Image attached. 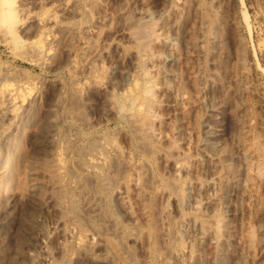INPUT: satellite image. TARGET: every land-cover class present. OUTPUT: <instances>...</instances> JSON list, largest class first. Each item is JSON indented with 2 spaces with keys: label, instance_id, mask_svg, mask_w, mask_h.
I'll list each match as a JSON object with an SVG mask.
<instances>
[{
  "label": "rangeland",
  "instance_id": "rangeland-1",
  "mask_svg": "<svg viewBox=\"0 0 264 264\" xmlns=\"http://www.w3.org/2000/svg\"><path fill=\"white\" fill-rule=\"evenodd\" d=\"M38 1V6L30 7L31 13L47 15L53 11L54 22L48 24L50 26L47 25L45 33L26 32L22 38L42 40V36L47 35L48 40L42 43L49 47L48 53L40 54L32 47L15 48L0 37V74L4 81L22 83L25 85V92L38 93L37 100L34 101V113L32 112L23 124L22 132L20 131L22 134L19 133L18 141L11 149L12 162L0 164V264H41L42 260L44 261L45 258L49 260L50 257L45 255L44 249L56 251L54 257L64 264L72 261L71 264L77 263L72 256L76 258L74 253L79 251L76 245L79 228L70 225L73 233L71 232L68 238L59 236L58 238L56 232H52L50 225H53L52 221L60 214L56 210V204H59L62 198L65 200L67 210L65 209L60 215L62 224L67 223L74 209L72 198L68 193L70 179L73 176L83 179L91 190L99 191L102 200L107 201L110 197L107 191L98 185L95 176L83 171L78 162L79 152L81 149L87 150L86 145L90 146L99 135L114 134L115 140L124 150L135 143V138L131 131H128L131 130L130 124L125 118H116L117 116L105 111L106 101L102 92L93 89L92 97L97 100V106L93 112H90L88 107L84 109L86 98L74 92L75 81L92 68L106 77L112 65L123 64L124 52L121 54L115 51L114 41H121L125 49L135 46L139 49L142 38L133 39L135 40L133 42L128 36L131 31L148 29L151 25H153L152 29L157 30L166 19L177 17L174 11L176 0L174 2L173 0ZM184 1H186L185 7L187 6L185 20L188 28L199 27L201 17H204L205 24L209 27L218 28L220 24L218 28L220 39L214 45L211 56L214 53V57L220 62L213 77L216 79L217 76L213 83V96L215 102H218L217 106L223 110L224 116L218 115L217 119L209 121V125H213L216 132L219 131L214 148L221 151L225 157L229 156L228 161L232 168L238 169V181L233 187L228 206H225L221 212L225 218L230 219V233L236 238L233 237L231 244L228 245L230 255L227 264H240L242 261L247 264H264V0ZM220 16L221 18H218ZM61 24L69 25L70 29H61L63 26ZM86 24L92 27L89 33L76 29ZM86 42L88 44H85ZM149 42L151 43L149 46H153L152 49L155 51L161 48L158 41ZM192 50V47L189 48V52L184 55V65H190L195 61ZM142 67L143 64L139 63L137 71L142 72ZM187 73L188 71L184 70L181 84L187 91L188 101L192 102L195 99L196 93L193 90L196 88V83ZM113 75L116 77L117 73ZM140 78V81H143V77ZM225 96L228 98L226 99ZM219 98H224V101ZM77 104L80 108L78 112L82 110L81 113L86 116L84 118L88 119L91 116L88 120L94 122L93 126L86 129L78 119L74 120L71 110L73 106L77 107ZM162 111L159 112L158 117L163 119L169 115V110L164 108ZM166 112L168 113L165 115ZM185 114L181 115L183 117L180 115L175 117L174 122H183L186 127L188 126L187 129L190 131L188 147L192 152L194 143L202 136L199 131L202 124L201 109L196 105H189ZM179 117L183 118L182 121ZM55 118L58 123L56 125L60 127V135L57 140H52L48 136L53 128L51 120L55 123ZM0 121L3 122H0L1 128L8 126L7 119L0 118ZM156 123L159 129L170 136L172 125L158 121ZM195 126L199 129H195ZM67 133L77 141L68 142L66 139H61L65 138ZM163 139L159 144L166 147L172 145L168 143L171 142L169 138L168 142L167 138ZM149 142L154 143L152 140ZM57 148H63L66 152V163L60 169L51 154L52 150L55 151ZM249 151L252 157L249 156V159L256 167L254 169L246 167L240 157L244 152L249 155ZM131 155L129 157L137 158L142 168L138 177L139 185L129 182L132 172L130 167L127 168L123 163L118 173H121L124 181L131 183L128 185V191L131 192L134 204L140 241L126 242V247L125 243V246L118 244L113 235L102 233L100 235L101 238L103 237L102 242L109 250L108 257L112 264H173L166 257L167 242L165 244L162 240L159 243V234L163 229L161 230V223L158 225L157 220L155 221V215L160 219L172 215L171 218L169 217L170 220L172 219L171 225L168 223L166 227H162L169 231V234L174 233L177 217L175 209L170 204L168 208L172 209L170 208V213L166 214L163 209L170 201L164 198L163 202L159 194L160 183L173 176L172 168L168 163L171 155L157 152L150 154L147 151H132ZM188 159L190 164L195 163H191L194 161L191 156ZM243 166H245L244 171ZM5 168L10 170V175H4L2 170H6ZM4 178H11V183ZM7 182L10 186H7ZM48 199L50 201L47 204L45 202ZM159 209L162 212L159 213ZM45 234L48 237L44 236ZM61 244H65V247L58 249ZM204 250L206 253L202 263L215 264L212 247L207 245ZM52 259L50 257V260ZM83 263L86 262H79V264Z\"/></svg>",
  "mask_w": 264,
  "mask_h": 264
},
{
  "label": "bare ground",
  "instance_id": "bare-ground-1",
  "mask_svg": "<svg viewBox=\"0 0 264 264\" xmlns=\"http://www.w3.org/2000/svg\"><path fill=\"white\" fill-rule=\"evenodd\" d=\"M175 2L174 11L177 17L173 19L171 17V19L168 18L163 21L160 25L161 29L158 28L160 30L152 29L153 25H151V28L139 29L129 33L128 36L132 38L133 42H135L133 39L141 37L143 47L141 45L139 49L136 46L125 49L121 41L116 40L113 42L117 53L122 54L124 52L122 56L123 64L112 65L106 77L98 74V71L96 70L95 72V69L92 68L82 78L75 81L76 84L74 83V92L86 98V107L83 106L84 109L88 107L89 111L93 112L97 106V100L92 97V90L102 92L106 101L105 111L117 116L116 118H125L130 124L131 130L128 131H131L135 138V143L129 149L124 150L115 140L114 134L113 136L110 135L111 133L109 135H99L92 144L90 142V146H88L89 144L86 145L88 149L85 146L87 150L83 149L85 150L83 151L81 149V152H79L80 158L78 162L83 171L95 176L98 185L105 189L110 197L107 201H104L105 199L102 200L99 191L97 192L95 189H92V191L83 179L79 178V176H73L70 179V190L68 193L72 198L74 209L69 215L67 223L62 224V216L60 215L67 208L65 200L62 198L59 200L60 203L56 204V210L60 214L59 216L56 215L58 217L52 221L53 225H50L52 226V232H56L57 237L68 238L72 232L70 229L72 225L79 228V234L76 236V245H78L79 251L76 252L77 254L74 253L76 258L72 256L73 260L77 262L75 264H79V262H86L83 264L109 262L112 264L111 259L108 257L107 251L109 250L106 249L104 242H102L103 237L101 238L100 236L102 233L113 235L118 244L121 245L129 241L134 243L140 241L137 234V222H135L134 204L130 195L131 192L128 191V185L131 183L138 184V177L142 172V168L137 158L131 159L129 157L132 156V151H147L150 154H153V152L167 153L171 155L168 163H170L169 166L172 168L173 176H171V179L160 183L161 190L159 194L162 197V201L165 198L171 202L163 211L166 214L170 213L171 207H168L172 204L177 215L175 229L173 228L174 233L170 232L172 235L163 228L168 223L171 225L170 221L172 219L170 220V218L172 215L162 216V219L155 215V221L157 220V224L161 223V230L163 229L159 234V243L163 240L168 245L166 257L173 264H203L202 259L206 253H204L206 251L204 247L210 245L213 249L214 263L227 264L228 256L230 255L228 245L231 244L234 235L232 237L230 233V219L225 218L221 212L225 206H228V200L234 190L233 187L238 181V169L232 168L228 161L229 156L225 157L221 151L214 148L219 131L216 132L215 127L209 125V121L217 119L218 115L224 116L223 110L217 106L218 102H215V96H213L215 79L213 77L220 62L214 57V53L211 56L215 48L214 45L220 39L218 29L220 24L218 28L216 26L214 28L209 27L208 24H205L204 17H201L200 22L198 18L199 24L201 23L199 27L188 28L185 20L186 1L176 0ZM38 3V0H0V37L3 41L10 43L15 48L32 47L40 54L49 52V47L42 43L48 40L47 35L44 34L42 40H24L22 38V35L26 32L45 33L44 30L47 29V25H51L54 22L53 11L47 15L31 13L30 7L36 6ZM207 7L209 8V6ZM198 16L200 17V15ZM218 18H221V16ZM61 27L63 30L70 29L69 25ZM91 28L90 24H86L76 29L89 33ZM149 41H154L155 43L158 41L161 48L155 51L152 49L153 46H149L151 45ZM85 44H88V42ZM191 47L193 48L192 56H194L195 61H192L193 63L190 65H184V55L189 52ZM218 48L220 47L218 46ZM139 63L143 64L142 72L137 71ZM184 70L188 71V77L192 78L196 83V88L193 90L196 93L194 95L195 99L192 102L188 101L187 91L181 84ZM114 73H117L116 77H114ZM140 77H143V81H140ZM24 89L25 85L22 83L6 82L0 74V118L9 121L6 128H1L2 126L0 125V164L2 165H5L8 161L12 162L11 149L17 143V136L22 132L21 128L29 119L34 110V101L37 100V92H25ZM156 92H159V95ZM219 99L224 101V98ZM189 105L200 107L202 117V124L199 130L202 136L194 143L195 146L193 145V149L191 148L192 152L188 147L190 144L188 126L186 127L183 122H174L175 117L184 116L189 109ZM164 108L169 110V115L162 119L158 116L159 112L161 113ZM78 109L80 108L77 104V107L75 105L71 110L72 116L75 117L74 120L78 119L86 129L93 126L94 122L88 120L91 116L88 119L84 118L86 116H83L82 110L78 112ZM182 119L180 120L182 121ZM157 121L173 126L169 132L170 136L164 133L162 129H159L158 125H156ZM51 124L53 128H51L48 138L57 140L58 135H60V127L57 126L56 118L55 123L51 120ZM193 131L195 132V130ZM199 131L196 132L199 133ZM163 138H167L166 141L169 138L171 142H167L172 143V145L166 147V145L159 144ZM61 139H66L68 142L77 141L68 133L65 138ZM150 140L154 141V143H150ZM52 151L53 153L51 152V154L55 164L59 169L63 168L66 163L65 150L57 148ZM190 156L194 159L191 162H195L193 165L188 162ZM249 156L251 157L250 151L249 155L244 152L241 153L240 157L245 162L244 165L246 167L254 169L255 166L251 163ZM122 163L131 169L132 173L129 177V182L131 183L129 184L122 179L121 173H118L123 167ZM194 164L197 165L194 166ZM243 167L244 171L245 166ZM3 170L2 172H4L5 176L11 174L10 170ZM229 174H232V176ZM5 180L10 183L12 181L11 178ZM8 182L7 186H10ZM61 195L64 196L63 194ZM49 201L48 199L45 203L48 204ZM160 209L159 213L160 211L162 212ZM44 236H47V234ZM165 244L164 246H167ZM60 247H65V244L59 245L58 249ZM44 250L45 255L53 259L50 260L49 257V260L45 258L46 260L44 259L43 261V257H41L43 264H64L54 257L56 251ZM57 254L60 256L59 253ZM240 264L247 263L242 261Z\"/></svg>",
  "mask_w": 264,
  "mask_h": 264
}]
</instances>
